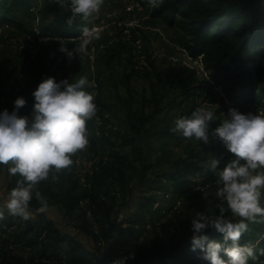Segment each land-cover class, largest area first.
I'll return each mask as SVG.
<instances>
[{
	"label": "rangeland",
	"instance_id": "obj_1",
	"mask_svg": "<svg viewBox=\"0 0 264 264\" xmlns=\"http://www.w3.org/2000/svg\"><path fill=\"white\" fill-rule=\"evenodd\" d=\"M53 1L27 0V11L10 2L0 7V76L5 78L12 67L16 69L17 76L6 79L3 85L11 104L19 95L26 98L24 107L33 105V89L46 76L57 80L88 77L85 87L93 93L97 111L87 121L89 143L71 154L73 163L68 168L80 188L88 189L95 201L91 204L89 198L81 200L76 209L79 216L75 218L64 216L62 205L53 202L39 208L29 206V217L35 218L37 211H44L61 231L101 252L103 244L96 243L82 225L96 233L100 227L108 226L114 216L96 214L92 209L101 199L110 201L113 197L117 201L116 222L122 227H141L146 236L181 238L187 232L182 225L186 215L192 219L199 211H218V169L208 168V160L218 156V167L222 168L233 154L224 157L223 153L230 151L218 139L210 137L205 143L174 131L176 118L201 106L211 107L215 111L211 132L231 107L242 112H264V106L257 99L245 102L230 98L227 84L210 89L201 59L189 55L185 47L187 29L180 21L169 25L153 16V0H103L90 17L77 15L73 22L76 28L70 36L40 32L41 25L55 15H71V3L55 7ZM85 36L90 37L86 51L69 59L60 50L61 44L72 48ZM108 53H112L111 60L106 59ZM127 75L129 89L124 84ZM129 100L137 110L136 118H128L125 112ZM32 111L33 108L28 115ZM161 130L167 131L158 137ZM122 135L134 136L136 141L123 144ZM189 162L191 165L184 169ZM8 167L9 164L0 163V208L4 210L0 217V254L29 255L35 246L11 243L10 233L18 228V223L7 219L8 215L18 214L10 213L5 206L10 191ZM180 170L184 171L183 176H178ZM149 194L156 198L142 210V197ZM227 214L240 219L230 211ZM248 224L245 233L251 237L255 252L249 264H264V217L257 216ZM36 252L39 254L40 250ZM49 255L67 257V244L61 243L55 251H48L46 256ZM197 262L198 259L193 264Z\"/></svg>",
	"mask_w": 264,
	"mask_h": 264
},
{
	"label": "trees",
	"instance_id": "obj_2",
	"mask_svg": "<svg viewBox=\"0 0 264 264\" xmlns=\"http://www.w3.org/2000/svg\"><path fill=\"white\" fill-rule=\"evenodd\" d=\"M153 1L155 2L152 9L153 16L161 17L169 25L180 21L187 29L189 39L185 47L192 57L201 55L203 66L208 72L210 89L215 85L227 84L230 98H241L245 102L257 99L264 106V0ZM7 2L23 11L29 10L27 0H0V7ZM60 3L69 5L71 0L53 1L55 7H58ZM67 18V16L55 15L41 25L40 32L70 36L76 25L68 24ZM75 32L79 33L80 30ZM111 54H106V59L111 60ZM16 76L14 67L5 78L0 76V109L12 110L14 107L3 83L6 79ZM124 84L129 89V75ZM238 89H240L239 93H237ZM32 108L33 105L22 106L20 112L28 114ZM125 112L128 118L137 117V110L130 100L127 102ZM166 131L161 130L158 137L165 136ZM121 138L123 144L136 141V137L130 135H122ZM231 155V152L223 153L224 157ZM187 164L184 169L191 165L190 162ZM177 172L178 176L184 175V171ZM18 179L19 174L10 173L7 188L10 190L14 187ZM206 180L207 183L209 179ZM37 189L44 200L34 196L29 206L39 208L48 202L57 203L62 205L63 214L68 218L79 216L76 209L81 200L89 198L91 204L95 201L88 189L80 188L74 173L69 168L60 170L53 168L49 176L39 182ZM142 198L140 207L144 210L154 202L156 197L149 194L143 195ZM116 203L113 197L110 201L101 199L95 205L96 208L92 209L96 214L113 215L115 218L109 220L108 226L100 227L99 233L90 231L87 225H82L84 231L90 234L96 243L103 244L101 252H95L86 247L75 235L61 231L44 211H37L35 218L29 216L25 218L19 214L16 217L8 215V221L16 220L18 223V228L10 233L11 243L35 246V251L29 255L2 252L0 264H112L114 259L125 256L129 252H134L135 256L129 258L128 264H193L197 259L198 264H209L202 257L201 250H193L190 247L193 231L190 216L186 215L182 220V225L187 232L182 233L181 238H166L158 234L146 236L142 234L141 227H122L121 223L116 222L118 213L114 209ZM12 217L13 219H10ZM204 231L210 232L214 229L207 228ZM216 234L208 233L210 238L220 240L221 234L219 232ZM248 235L242 234V243L252 244L251 237ZM41 239H44V244L39 248ZM61 243L67 244V257L46 256L48 251L58 249ZM37 249L40 250L39 254L36 252Z\"/></svg>",
	"mask_w": 264,
	"mask_h": 264
},
{
	"label": "clouds",
	"instance_id": "obj_3",
	"mask_svg": "<svg viewBox=\"0 0 264 264\" xmlns=\"http://www.w3.org/2000/svg\"><path fill=\"white\" fill-rule=\"evenodd\" d=\"M103 0H71L72 24L77 15L90 17L98 11ZM84 31L87 33L88 29ZM98 36L99 33H96ZM90 37L85 36L78 45L69 48L61 44L60 50L71 59L86 51ZM86 75L75 80L46 76L33 89V111L22 114L20 109L27 103L23 95L14 100L12 110L0 109V163L9 164L11 174L19 179L8 193L5 206L10 213L27 218L33 197L44 200L37 189L39 182L50 171L68 168L73 163L72 155L89 143L87 121L97 111L94 95L85 85ZM215 111L201 106L188 115L176 118L173 130L185 137L210 141L218 139L233 156L224 166L220 158L212 156L207 164L218 169L216 193L218 211L209 214L199 211L191 219L193 235L190 247L201 250L209 264H249L254 257V245L241 242L248 228V220L264 217V112H242L236 107L211 129ZM10 162V163H9ZM229 211L240 219H233ZM4 215L0 208V217ZM212 228L221 234V239L210 238L204 229ZM134 252L113 260L112 264H128Z\"/></svg>",
	"mask_w": 264,
	"mask_h": 264
},
{
	"label": "built area",
	"instance_id": "obj_4",
	"mask_svg": "<svg viewBox=\"0 0 264 264\" xmlns=\"http://www.w3.org/2000/svg\"><path fill=\"white\" fill-rule=\"evenodd\" d=\"M199 56V58L201 59V55H198ZM202 61V60H201ZM203 64V63H202ZM204 67V66H203ZM204 70H205V68H204ZM206 71V70H205ZM219 90H221L220 88H219ZM222 94H224L223 92H222ZM202 262V261H201Z\"/></svg>",
	"mask_w": 264,
	"mask_h": 264
}]
</instances>
